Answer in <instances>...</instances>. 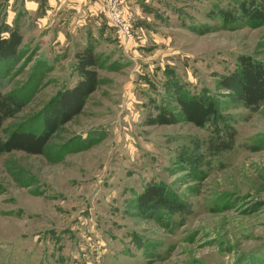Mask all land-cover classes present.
I'll return each mask as SVG.
<instances>
[{"label": "rangeland", "instance_id": "1", "mask_svg": "<svg viewBox=\"0 0 264 264\" xmlns=\"http://www.w3.org/2000/svg\"><path fill=\"white\" fill-rule=\"evenodd\" d=\"M45 4L0 0V37L22 39L0 64V144L46 132V106L81 81L87 47L98 86L43 155L0 147V264H264V101L220 86L241 57L264 66V0H130L127 53L109 29L87 47L79 32L56 44ZM191 97L219 121L185 117ZM151 186L162 205L141 211Z\"/></svg>", "mask_w": 264, "mask_h": 264}, {"label": "trees", "instance_id": "2", "mask_svg": "<svg viewBox=\"0 0 264 264\" xmlns=\"http://www.w3.org/2000/svg\"><path fill=\"white\" fill-rule=\"evenodd\" d=\"M264 13V12H262ZM237 20V19H236ZM22 45L21 36L12 32L9 38L0 37V64H9L16 61L20 55ZM98 66V57L92 47H87L77 57V69L81 74V81L72 89H67L53 97L47 104L46 116L42 125L43 134L34 131H14L5 142L0 144L4 152L20 151L29 155H43L49 143V132L63 126L80 114L84 108L86 99L98 86V74L95 68ZM223 89L234 92L237 98L246 105L255 106L264 101V66L253 63L246 57H241L238 68L229 76L224 77L220 85ZM182 105V113L196 124L218 122L219 111L214 104H199L193 98H179ZM10 107L15 106L17 112L23 108V104L9 102ZM9 105V104H8ZM234 132L228 135V141H222L221 150H229L233 147ZM220 145V146H221ZM219 146V145H218ZM162 193L157 186L145 189L138 198V207L141 211L158 209L162 205ZM168 208V207H167Z\"/></svg>", "mask_w": 264, "mask_h": 264}, {"label": "crops", "instance_id": "3", "mask_svg": "<svg viewBox=\"0 0 264 264\" xmlns=\"http://www.w3.org/2000/svg\"><path fill=\"white\" fill-rule=\"evenodd\" d=\"M58 1L59 0H47V5L45 4L46 11L44 18L45 22L50 21L52 25L56 22L60 25V28L63 29L61 35H59V33L57 36L58 39L56 44L60 42V44L66 43L69 45L71 38L66 39V33L68 32L69 37H73L74 33H83V37L85 38V43L83 41V44H85L86 47L92 44V41L95 39L110 38L106 29L111 31H113V29H111L112 27L103 12V0H62L61 5L57 7ZM130 8V0H128L127 9L129 10ZM56 11L60 14L57 17L55 16ZM143 29V27L139 29L140 32ZM88 31L92 39H87ZM139 40H142V44L146 41V39L141 38ZM120 48L122 53H127L128 48L130 49L131 47L130 45H127L126 48H122V46H120Z\"/></svg>", "mask_w": 264, "mask_h": 264}, {"label": "built area", "instance_id": "4", "mask_svg": "<svg viewBox=\"0 0 264 264\" xmlns=\"http://www.w3.org/2000/svg\"><path fill=\"white\" fill-rule=\"evenodd\" d=\"M104 14L113 29L115 39L127 46L133 36L132 16L127 10V0H103Z\"/></svg>", "mask_w": 264, "mask_h": 264}]
</instances>
